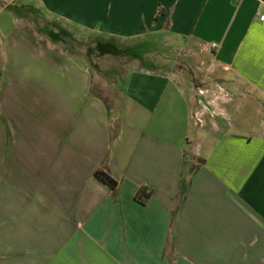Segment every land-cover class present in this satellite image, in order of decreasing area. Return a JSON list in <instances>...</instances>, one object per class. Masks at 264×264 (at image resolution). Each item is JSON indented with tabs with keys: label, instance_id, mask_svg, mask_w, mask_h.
Masks as SVG:
<instances>
[{
	"label": "crops",
	"instance_id": "0c3cea01",
	"mask_svg": "<svg viewBox=\"0 0 264 264\" xmlns=\"http://www.w3.org/2000/svg\"><path fill=\"white\" fill-rule=\"evenodd\" d=\"M27 1L70 31L161 36L196 76L133 70L113 114L43 27L0 26V264H264V0Z\"/></svg>",
	"mask_w": 264,
	"mask_h": 264
},
{
	"label": "rangeland",
	"instance_id": "374dc122",
	"mask_svg": "<svg viewBox=\"0 0 264 264\" xmlns=\"http://www.w3.org/2000/svg\"><path fill=\"white\" fill-rule=\"evenodd\" d=\"M2 2L9 3L11 7L8 11L0 15V26L3 24L11 26L13 18L17 19V22H22L27 16V25L35 34L37 30L44 26H49L54 30L52 24L55 23L68 31L77 43L86 45L84 47L82 46L81 50L76 47L71 51V54H75L87 64L93 76V85L96 94L103 99L109 110H113V114H115L118 105L116 98L113 96V93H116L114 87L117 89L124 88L126 86V79L133 70L155 65L157 67L156 71H160L164 68L162 63L167 61L168 63L171 62V67L185 66L188 68L192 78L196 76L195 58L192 57V52L186 50L187 52L184 53V50L170 48L161 36L148 37L143 41L125 42L111 40L98 35L70 31L64 24L48 20L45 16L43 17L39 14L32 13L29 15L28 10L23 8L28 6L26 4L28 2L27 0H18L15 3H12L10 0H2ZM33 21L35 23L31 25ZM42 38L45 41H50L45 35ZM99 41L109 43L112 41L116 47L99 49L97 47ZM61 47L63 46L61 45ZM89 52H91L90 56H88ZM168 65L166 66V71L170 68ZM195 132L196 129L193 127L191 132L193 140Z\"/></svg>",
	"mask_w": 264,
	"mask_h": 264
},
{
	"label": "trees",
	"instance_id": "16d2710c",
	"mask_svg": "<svg viewBox=\"0 0 264 264\" xmlns=\"http://www.w3.org/2000/svg\"><path fill=\"white\" fill-rule=\"evenodd\" d=\"M24 9L28 10V14L30 15L33 11L31 8L29 7H23ZM52 27H54V30H52L49 26H44L41 29V32L43 35L47 36V38L56 44H60L63 46V48H66V50H70L72 51L73 49H75L76 47L79 48V50L82 49V46H86L84 44H80L77 43V41L72 37V35H70V33L68 31H66L65 29H63L62 27H60L57 24H52ZM97 47L99 49H103L105 47H116L112 41L109 42H103V41H99V43L97 44ZM68 48V49H67ZM78 54V53H77ZM91 52L88 53V56H90ZM103 54V53H101ZM71 55H75V54H71ZM76 56V55H75ZM95 178L98 182H100L103 185H106L109 187V189L112 192H115L117 189V183L109 176V174H107L104 171H97L95 172ZM188 189V183L182 179L181 181V186L179 189V196L182 199L187 192ZM142 191H140L137 195V200L141 203H144L148 197H141Z\"/></svg>",
	"mask_w": 264,
	"mask_h": 264
},
{
	"label": "built area",
	"instance_id": "2783aa9c",
	"mask_svg": "<svg viewBox=\"0 0 264 264\" xmlns=\"http://www.w3.org/2000/svg\"><path fill=\"white\" fill-rule=\"evenodd\" d=\"M260 21H264V16L260 17ZM200 122V121H198Z\"/></svg>",
	"mask_w": 264,
	"mask_h": 264
}]
</instances>
